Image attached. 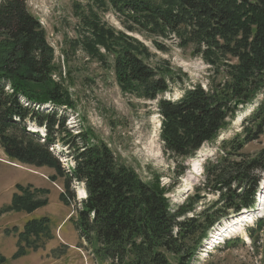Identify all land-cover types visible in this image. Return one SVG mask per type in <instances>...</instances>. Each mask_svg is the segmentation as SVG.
I'll return each instance as SVG.
<instances>
[{"label": "trees", "instance_id": "1", "mask_svg": "<svg viewBox=\"0 0 264 264\" xmlns=\"http://www.w3.org/2000/svg\"><path fill=\"white\" fill-rule=\"evenodd\" d=\"M74 13L79 22L74 47L102 65L112 64L122 92L158 100L164 149L173 156H195L229 129L235 101L251 103L264 91V0H87L74 3ZM106 13L118 16L124 31L109 25ZM130 33L153 40L163 52L167 48L160 39H176L181 48L193 46L195 56L225 82L212 83L208 90L198 85L177 101L159 99L170 89V67L152 63L156 54ZM55 60L27 0H0V152L10 162L53 169V183L63 180L61 200L68 207L76 202V217L70 221L95 260L172 264L174 258L177 264H189L216 225L256 208L264 149L253 156L244 149L264 132V99L243 120L241 132L207 160L206 179L197 189L217 194V200L197 212V200L188 197L173 209L168 188L158 180L145 181L88 129L68 127V112L77 106L55 78ZM58 145L67 151L62 157L70 160L68 169L54 153ZM75 185L87 193L80 201L71 190ZM16 190L0 215L31 214L48 205L47 198H40L48 190L20 184ZM246 231L256 241V234H264V217ZM45 233H50L48 219H34L18 238L27 243ZM190 242L195 243L192 248ZM22 247L16 259L25 255ZM6 263L0 254V264Z\"/></svg>", "mask_w": 264, "mask_h": 264}, {"label": "rangeland", "instance_id": "2", "mask_svg": "<svg viewBox=\"0 0 264 264\" xmlns=\"http://www.w3.org/2000/svg\"><path fill=\"white\" fill-rule=\"evenodd\" d=\"M27 2L31 13L39 19L46 31L48 43L55 51L58 67L55 78L57 81L60 79L69 89L76 102V111L68 112V127L76 131L79 128L88 129L95 141L107 144L120 160L135 169L145 181L158 180L162 187L168 188L167 196L171 200L173 209L196 194L209 196L206 200L197 201V212L217 200V194H209L197 189L202 188L206 179L207 160L214 159L218 155L224 141L231 140L241 132L243 120L250 116L257 103L263 101L264 91L253 102L235 113V117L230 120L229 129L222 131L215 141L204 145L194 156L195 160L196 158L201 160L203 165L201 174H194L187 158L173 156L164 149L161 137L163 118L158 110V100H146L122 92L116 82L112 64L102 65L98 60L89 58L80 48L74 47L79 34L74 3L86 4L87 0H27ZM104 20L109 25L124 31L118 16L106 13ZM130 35L145 43L156 54L157 57L151 60L152 63L165 68L170 67H167V78L168 80L171 78L170 89L159 96V99L164 97L177 101L187 90L198 85L208 90L212 83L220 85L225 82L222 74H215L201 56H195L193 46L181 48L177 45L176 39H160L167 48V51L163 52L155 47L153 40L137 33ZM31 130L37 132L35 127ZM262 149H264V132L258 140L247 145L244 152L253 156ZM54 153L61 159L63 168L71 167L70 160L62 157V153L66 154L67 151L58 145ZM42 168L45 170H39ZM42 168L10 162L5 154L0 152V210L8 203H12L13 193L18 184L24 187L30 185L34 188L45 185L53 190V192L48 190L47 196H40L42 199H48V205L39 208L41 210L37 209L39 215L34 217L43 215L40 219L47 218L50 233L42 234L37 240L33 236L26 243L20 242L18 238L19 233L24 230L25 221L30 218L27 215L30 214L10 211L0 215V242L10 247L8 238L12 234V254L6 257L0 252L6 264H104L95 260L90 248L80 240L78 231L70 221L72 216L76 217L74 211L76 202L70 201L69 207L62 202L61 195L65 193L63 180L51 182L49 177L54 175L55 171L47 167ZM180 172L184 173L178 177L177 174ZM82 189L80 185L71 188L77 201L82 199L79 196V191ZM260 192L264 194V185ZM263 206L262 209H257L253 224L256 223L255 218L264 215ZM232 221L230 218L217 225L210 232L213 234L212 238L235 223V220L233 223ZM8 224L12 228L6 229L3 233L5 225ZM14 228L19 232H15ZM7 230L12 233L6 234ZM1 234L6 236L1 237ZM246 234L248 235L247 232ZM234 236H237V233ZM212 238L208 236L201 247L195 249L189 264H264L263 233L255 235L256 241L246 239L243 233L236 237L238 240L234 239L218 249H212L210 246L209 242ZM193 244L195 243H188L191 248ZM19 247L26 252L16 259ZM171 262L177 264L174 258Z\"/></svg>", "mask_w": 264, "mask_h": 264}, {"label": "bare ground", "instance_id": "3", "mask_svg": "<svg viewBox=\"0 0 264 264\" xmlns=\"http://www.w3.org/2000/svg\"><path fill=\"white\" fill-rule=\"evenodd\" d=\"M249 111V110H248ZM247 113V112H246ZM242 115V114H241ZM244 116V115H243ZM193 162V163H192ZM191 162V166H192V168H191V171L194 173V174H196V173H200L201 171H203V165H202V161L201 160H199V159H197L196 158V160L194 159L193 161ZM190 177H192V176H190ZM190 183V182H189ZM190 185H191V183H190ZM86 192H85V190L84 189H82V190H80L79 191V196H80V198H82L83 199V197H86ZM260 205L258 206V208L257 209H262V207L261 206H263L264 205V199H262V198H260ZM264 207V206H263ZM257 211V210H256ZM255 211H249V214L247 215V213H244L243 215H241V216H238V217H236V218H233L232 220L235 222V223H233V224H231L226 230H222L223 231V233L222 234H220V236L221 235H226V236H231V235H235L236 233H239V231H242V227L240 226V223H242L243 221H245V219H248V218H250V217H252V216H254V213ZM256 213V212H255ZM246 238V237H245ZM247 239V238H246Z\"/></svg>", "mask_w": 264, "mask_h": 264}, {"label": "crops", "instance_id": "4", "mask_svg": "<svg viewBox=\"0 0 264 264\" xmlns=\"http://www.w3.org/2000/svg\"><path fill=\"white\" fill-rule=\"evenodd\" d=\"M39 170H45L44 168H42V169H39ZM38 189H47V190H50L51 192H53V190L49 187V186H36ZM16 193V190L14 191V193H13V195ZM8 205H10V203H8L7 204V206ZM5 207V206H4ZM39 210H41V209H39ZM39 210H37V211H35L34 213H32V214H30V215H27V217L29 218L28 220H26L25 221V225L27 224V222H29V221H31V220H33V219H35V220H38V219H40L42 216H40V217H37V218H35L34 216H36V215H39V214H37L38 212H39ZM24 226V225H23ZM9 228H12V226H10L9 224L8 225H5V227H4V230H3V233H4V231L6 230V229H9ZM5 234H1V237H5L4 236ZM10 237L8 238V244L10 245V247H6V246H4L1 242H0V252L2 253V254H4L6 257H9V255H11L12 254V234L11 235H9Z\"/></svg>", "mask_w": 264, "mask_h": 264}, {"label": "water", "instance_id": "5", "mask_svg": "<svg viewBox=\"0 0 264 264\" xmlns=\"http://www.w3.org/2000/svg\"><path fill=\"white\" fill-rule=\"evenodd\" d=\"M247 104H248V102L246 100L239 99V100L235 101L234 106H233V109H234L235 112H238L241 108H243L244 106H247ZM194 159H195L194 156H189L187 158V160H188L189 163H191ZM194 197H195V199L197 201H201V200L208 199L209 196L208 195L201 196L199 194H196ZM244 213H247V212L245 211ZM243 214H241V215H243Z\"/></svg>", "mask_w": 264, "mask_h": 264}]
</instances>
